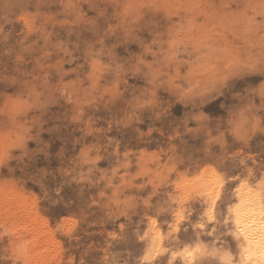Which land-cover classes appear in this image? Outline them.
Instances as JSON below:
<instances>
[{"label": "rangeland", "instance_id": "rangeland-1", "mask_svg": "<svg viewBox=\"0 0 264 264\" xmlns=\"http://www.w3.org/2000/svg\"><path fill=\"white\" fill-rule=\"evenodd\" d=\"M21 23L6 27L12 40ZM31 68L0 63L18 77L0 83V264H240V202L264 221V101L252 81L185 106L165 91L135 111L57 96L20 115L6 95L25 89Z\"/></svg>", "mask_w": 264, "mask_h": 264}, {"label": "clouds", "instance_id": "clouds-1", "mask_svg": "<svg viewBox=\"0 0 264 264\" xmlns=\"http://www.w3.org/2000/svg\"><path fill=\"white\" fill-rule=\"evenodd\" d=\"M14 17L22 23L12 40ZM0 46V63L32 65L25 89L6 95L20 115L57 96L109 97L135 111L158 106L165 91L185 106L245 79L264 101V0H0ZM5 82L18 77L0 74Z\"/></svg>", "mask_w": 264, "mask_h": 264}, {"label": "bare ground", "instance_id": "bare-ground-1", "mask_svg": "<svg viewBox=\"0 0 264 264\" xmlns=\"http://www.w3.org/2000/svg\"><path fill=\"white\" fill-rule=\"evenodd\" d=\"M234 226L235 234L232 236L238 248L237 253H240V264H264V221L251 201L240 202ZM188 260L189 256H186Z\"/></svg>", "mask_w": 264, "mask_h": 264}]
</instances>
